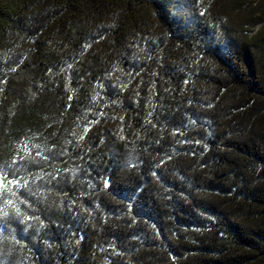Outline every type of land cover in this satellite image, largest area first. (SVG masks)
Masks as SVG:
<instances>
[{
    "label": "trees",
    "instance_id": "16d2710c",
    "mask_svg": "<svg viewBox=\"0 0 264 264\" xmlns=\"http://www.w3.org/2000/svg\"><path fill=\"white\" fill-rule=\"evenodd\" d=\"M0 173V264H264V0H0Z\"/></svg>",
    "mask_w": 264,
    "mask_h": 264
},
{
    "label": "snow or ice",
    "instance_id": "6c2138e0",
    "mask_svg": "<svg viewBox=\"0 0 264 264\" xmlns=\"http://www.w3.org/2000/svg\"><path fill=\"white\" fill-rule=\"evenodd\" d=\"M5 180H7V176L3 173H0V217L7 215V206H15L13 204L12 199L7 200V204L3 205V193L4 191L12 192V189L8 187L9 184H19L18 180H8L7 184H5ZM14 196L15 193H12ZM17 211H19L17 209Z\"/></svg>",
    "mask_w": 264,
    "mask_h": 264
}]
</instances>
